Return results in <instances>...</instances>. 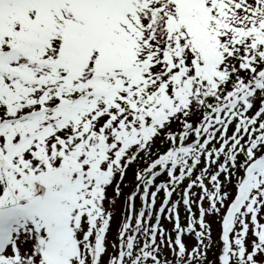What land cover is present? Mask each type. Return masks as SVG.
I'll return each mask as SVG.
<instances>
[{
	"label": "snow or ice",
	"instance_id": "snow-or-ice-1",
	"mask_svg": "<svg viewBox=\"0 0 264 264\" xmlns=\"http://www.w3.org/2000/svg\"><path fill=\"white\" fill-rule=\"evenodd\" d=\"M0 264H264V0H0Z\"/></svg>",
	"mask_w": 264,
	"mask_h": 264
},
{
	"label": "rangeland",
	"instance_id": "rangeland-1",
	"mask_svg": "<svg viewBox=\"0 0 264 264\" xmlns=\"http://www.w3.org/2000/svg\"><path fill=\"white\" fill-rule=\"evenodd\" d=\"M215 234H216V233H215V226H214V236H215Z\"/></svg>",
	"mask_w": 264,
	"mask_h": 264
}]
</instances>
